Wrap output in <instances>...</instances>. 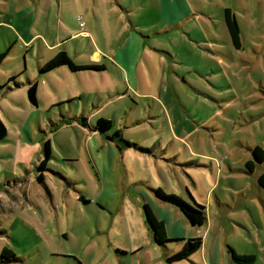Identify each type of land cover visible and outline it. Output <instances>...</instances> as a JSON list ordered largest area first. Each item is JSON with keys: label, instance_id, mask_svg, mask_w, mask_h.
Returning a JSON list of instances; mask_svg holds the SVG:
<instances>
[{"label": "rangeland", "instance_id": "obj_1", "mask_svg": "<svg viewBox=\"0 0 264 264\" xmlns=\"http://www.w3.org/2000/svg\"><path fill=\"white\" fill-rule=\"evenodd\" d=\"M184 1L187 9L174 0L181 20L172 21L164 30L155 23L157 9L151 0L124 19L117 18L109 4L98 6L99 0H0V50L16 52L7 59L13 71L17 67L11 60L31 50L27 61L33 66L31 76L37 78L31 53L56 43L68 47L71 59L77 57L75 62L82 65L90 62L93 51L99 52V66L107 69L65 78L55 72L60 93L50 95L43 88L37 110L22 108L13 118L2 115L15 138L11 144H0V255L6 248L17 260L0 264H168L160 260L149 239L145 213L131 198L135 196L117 189L118 173L110 171L97 178L91 171V179L84 184L88 195L80 201L61 198L69 182L60 167L64 154L56 133V155L50 150L47 160L56 158V164L52 163L42 181L47 191L38 179L30 182L35 171L41 173L37 161L50 140L45 131H54L58 123L43 109L45 102L77 93L81 95L80 112L94 117V122L100 115L111 121L105 134L118 128L123 140L127 141L125 136L136 141H128L131 149L125 153L116 150L122 183L126 172L130 179L139 174L152 190L160 188L190 203L187 191L205 207L211 230H206V224L193 227L181 217L178 224L185 230L178 239L206 237L211 245L217 240L215 264H235L226 255L227 245L239 255L254 256L253 264H264V188L245 166V161L253 159V147L264 150V0ZM223 8L235 16L240 49L231 43ZM163 16L162 22L169 13ZM83 31L87 36H73ZM129 33L152 51L139 60L133 89H126L106 62L107 53L115 49L123 59L120 47ZM128 48L132 50V44ZM16 82L24 84L25 76ZM117 93L123 97L116 98ZM59 110L58 106L52 111ZM125 115L135 117L138 124L130 126ZM13 119H20L36 136L45 126L41 147L37 148L36 141L18 142L20 126ZM91 135L89 129L69 127L63 136L68 152L76 154L74 150L87 137L92 140ZM207 189L210 192L205 197ZM28 193L36 201L29 209ZM240 193L247 198L241 201ZM44 197L51 202L46 203ZM198 256L193 253V258L170 264H202Z\"/></svg>", "mask_w": 264, "mask_h": 264}, {"label": "crops", "instance_id": "obj_2", "mask_svg": "<svg viewBox=\"0 0 264 264\" xmlns=\"http://www.w3.org/2000/svg\"><path fill=\"white\" fill-rule=\"evenodd\" d=\"M144 1H150V0H113V2L112 0H109L107 3H105L104 0H99L98 6L109 4V9L115 13V16L119 19H124L123 17L129 16L132 11L133 12L140 11ZM151 1L154 2V4L156 5V9H157V18L155 19V23L157 24L159 23L161 29L167 30L171 26L172 21H174L175 23L180 22L181 18L178 16L177 10L173 4L174 0H151ZM177 2L180 5L181 3H183L185 5V9L188 8L187 3H185L184 0H177ZM117 9L119 10V12ZM165 11L169 13V16L168 18L165 17L167 20L162 22V18L164 17L163 14H165ZM223 11H224V8L222 10V14H223ZM76 35L87 36V34H85L84 31L74 34L73 36H76ZM16 41H13V43H15ZM128 44H132V47H133L132 50H129ZM53 46L56 49H54ZM120 48L123 52V55H122L123 59H121L120 55H118L119 54L118 49H115L114 53H107L108 56H107L106 62L108 64V68L110 70H113V72H115V74L122 80V83L125 86V88L133 89L134 84H135L133 73H135V70L138 72L137 65L139 63V60H141V58L145 56V54L149 56L150 52L152 51L147 49L144 42H142L138 36H133L132 33H129V35L127 36L126 40H124V43L122 44ZM2 50H0V53L3 52ZM29 51L31 50L25 49V51H23V55L20 56L18 54V56H20L19 58L16 56L11 60L12 65L17 67L16 71H13L11 64L8 62L9 60H7L11 54L16 55V52H12L11 54L9 52L8 55L5 57V59L2 61V63L0 64V85H5V87L0 91V119L6 126L7 132H8L6 139L0 142V144L3 143L1 145L11 144L15 138V136L11 137V135L9 134L8 126L6 125V122L4 121L2 115L4 116L7 115L8 117L13 118L15 114L17 115L20 114V112L22 111V108L25 109V108L31 107L34 110H37L39 108V102H40L39 93H40V90H42L43 88H45L46 91L50 95L56 92L60 93L61 88H60V85H58L59 82H57V80L53 78V75L55 74V72H58L62 78H65L67 75L78 76L81 73H85V74L96 73V72H92V70L72 72L66 66H59L50 71L42 72L41 68L49 60H51L57 53L61 51L65 52L68 55V57L71 59V57L69 56L70 53L68 51V47L64 45H59L58 43H56L55 45L48 46V47L41 46L40 49L37 51V53H34V52L31 53V58L35 60L34 64L36 65L37 72H38V77L33 78L30 74V71L33 70V66L30 67L27 61V59L31 60L29 56ZM75 54L77 56L78 53L75 52ZM148 56L145 57V60H147ZM76 58L77 57L72 58L71 60L76 65H82V63L75 62ZM90 58H91L90 62L87 64L83 63L82 66L99 65L101 61L99 52L93 51L90 54ZM32 65H33V62H32ZM106 70H107L106 68L102 69L101 72H104ZM22 75H24L26 78V82L24 84H21L20 82H16V80L18 81L21 80ZM59 80H62V79H59ZM29 83L36 84V104L35 105L29 102L28 97L26 95V90L28 88ZM120 96L121 94L117 93L116 98ZM80 99H81V95L80 93H77L75 95L67 94V96L59 95L57 100H53L50 103L45 102L43 109L46 110L47 114L51 113L52 118L55 119V122H58V123H55L56 124L55 126L57 128L54 131H49V132L45 131L44 130L45 126H41L42 129L36 136L34 130H32L30 127L27 130L25 129V124L22 123L20 119H13L14 122L16 123L18 122V125L20 126V129L16 130L17 141L22 144L26 142L31 143V142L36 141V144L37 143L40 144V146H37V148L41 147L40 134H42L43 131H45L46 134L49 133L50 140L48 139V141L50 143L51 154L52 156H55L56 152H55L54 143L56 141H53V137H54V134L56 133L57 143L59 144L60 150H63V154H64V155H61L60 157V161L62 162L60 164V167L65 169L66 176L69 178V179L66 178L67 181L69 182V185L66 186V189L64 190L65 194H63L61 198L75 199V201H80L83 197H85V194L88 195V193L85 192L84 184L86 180L91 179L92 174H93V172L91 171L95 172L97 178H99V176L103 178L105 173L110 172V171L111 173L112 172L118 173L117 174V185H118L117 189L119 190V192H121L122 194H125V193L133 194L136 198L135 197H131V198H133V200L139 206H141L142 213L144 212V206L146 205L151 211L152 215L159 221L163 222L165 233H166V238L168 242H166L163 245H158L154 241L150 228L148 224L146 223V221L144 220L145 221L144 224H145L149 239H151L152 244L154 245L156 251L158 252L160 256L159 257L160 260L165 259L166 256L178 251L182 247L184 241L186 240L184 238L178 239L180 236H184L183 232L185 229L181 230L178 224L179 220L182 219L181 217H184V216L174 206L160 202L156 198H154L153 190H152L154 188L152 187L151 184H149L142 178L144 176L137 174L133 176V178L130 179L128 173L126 172V181L123 183L121 182L120 176L123 174V172L122 170L117 171L119 167L118 165L120 162L118 161V158L116 157V150L118 151L119 154H121V152L125 153V151L130 150L131 147H126L123 149L119 147L117 144H114L112 142L113 140L108 139V137L112 138L114 133L105 134V133H101L97 131L94 128L97 122V121L94 122L95 118L92 116H86L88 114H86L84 110L80 112V101H79ZM76 101H78L77 104H75ZM58 106L60 107L59 113L52 111L54 110L55 107H58ZM99 118L106 119L101 115L100 117H98V119ZM124 118L127 121L131 122L130 126H136L138 124V122L135 121L134 119L135 117L131 115L130 116L125 115ZM82 119H85L83 123L81 121ZM41 120H44V119H41ZM69 127H76V129L78 130L80 129L81 131H85L86 129H89L92 134L91 136L93 137L92 140L90 139V137H87L86 140L83 141L85 144L79 146L77 150H74L76 154H70L68 152V147L66 146V141L64 142L63 136H65V133ZM116 131H119V133L123 137V133L121 130L116 128L114 132ZM24 133L27 134V137ZM124 138L127 140L126 142L130 140L136 143V141H133L130 138H127L125 136ZM139 144L143 146V143H139ZM117 147L119 148L115 149ZM42 154L43 153L41 151L39 154L37 164H40L44 160V157H43L44 155ZM49 161L50 162L45 163L44 168L42 170L39 169L41 173L43 172L42 175L41 173H39V171H35V177H32L30 179V182L32 181L35 182L36 181L35 178L38 179V183H40V186H42L44 189L46 188L48 189V187L42 181H44L46 174H50L51 165L52 163L54 165L56 164V158L55 159L53 158L52 160L50 159ZM248 161L250 160L245 161V164ZM261 167L264 168V161L262 163L255 164L252 168V171H248V174H250V176L254 175L259 186L260 184L258 182V179L262 175L264 176V172L260 171ZM46 168H49V169H46ZM40 176H41V179H39ZM103 188L105 189V187ZM210 189L206 190L205 197L209 195ZM186 194L189 198L190 204H192L191 201L195 202V200L192 197H190L187 191H186ZM243 197H244L243 193H240L241 201L247 198V197L245 198ZM26 198H27L26 204L29 205L28 206V209H29L32 206H34L36 201H34L30 193L27 194ZM44 199L46 200L45 201L46 203L51 202V198L47 199L44 197ZM201 199L205 200L203 194L201 195ZM100 206L102 208H105L102 204ZM20 208L24 209V207L22 206ZM44 210L46 209L44 208ZM205 224L207 225L206 230H211V226L210 224H208L207 220ZM208 235H209V232L207 233V236ZM216 237H219V236H216ZM137 247L138 245L134 247L133 249H136ZM228 248L232 249V247L227 245L226 247L227 256L229 254ZM216 249H217V240H215L214 245L213 244L211 245L210 243H208L207 238L205 237L204 239H202V245L200 249L197 250L195 254L198 253L199 255L198 258L201 259L202 264H210L208 263L210 262V260L214 261V264H215L217 260L216 258L218 256V251ZM190 258H193V254L190 255Z\"/></svg>", "mask_w": 264, "mask_h": 264}, {"label": "trees", "instance_id": "obj_3", "mask_svg": "<svg viewBox=\"0 0 264 264\" xmlns=\"http://www.w3.org/2000/svg\"><path fill=\"white\" fill-rule=\"evenodd\" d=\"M223 19L224 24L227 30V33L229 35V38L231 40L232 45L236 49L241 48L240 44V30L239 26L237 24V21L235 19L234 14L231 12L230 9L225 8L223 11ZM9 49H6L2 53H0V64L5 59V57L8 55ZM59 66H66L68 69L72 72H78V71H85V70H94V71H101L102 68L99 65H93V66H82V65H76L69 57L68 55L61 51L57 53L51 60H49L42 68V72L50 71L56 67ZM4 85H0V91L4 88ZM27 97L30 103L33 105L36 104V84L35 83H29L27 88ZM82 123L85 121V119L81 120ZM112 127V123L110 120H106L103 118H99L95 124V129L101 133L106 132ZM7 128L4 125V123L0 119V142L4 141L7 137ZM114 136H119L121 139L119 131L114 132ZM109 138L110 140L113 139ZM126 146L129 147L130 143L125 142ZM44 160L39 164V169L42 170L44 168L45 163L47 162L48 158L50 157V143L47 140L44 143ZM251 155L253 160L246 162L245 166L248 168L249 171H252V168L257 163H262L264 161V150L261 149L259 146H255L251 150ZM41 179V176L39 177ZM258 182L261 187L264 188V176L262 175L259 177ZM154 197L163 203L170 204L177 208L181 214L184 216V218L190 223L193 227H201L206 223V212L205 207H202L195 202L193 204H190L180 198L177 195L174 194H165L162 189L157 188L153 190ZM144 217L145 221L148 224L150 231L153 235L154 241L158 245H163L166 242H168L166 238L165 228L162 221H159L156 219L149 208L145 205L144 206ZM202 245V238H194V239H187L184 241L182 247L166 256L165 260L168 264L174 263L177 261H182L188 258L190 255L195 253L197 250L200 249ZM228 252L230 255V259L235 264H252L255 261V257L252 255H239L235 253L234 250L231 248H228ZM17 259L14 258V254L6 249L3 248L0 255V262L3 261H16Z\"/></svg>", "mask_w": 264, "mask_h": 264}, {"label": "water", "instance_id": "obj_4", "mask_svg": "<svg viewBox=\"0 0 264 264\" xmlns=\"http://www.w3.org/2000/svg\"><path fill=\"white\" fill-rule=\"evenodd\" d=\"M113 140L115 141V143L119 146V147H126V144H125V140L121 139L119 136H114L113 137Z\"/></svg>", "mask_w": 264, "mask_h": 264}]
</instances>
